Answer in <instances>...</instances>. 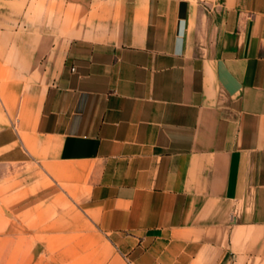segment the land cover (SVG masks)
I'll return each mask as SVG.
<instances>
[{
  "label": "crops",
  "instance_id": "crops-1",
  "mask_svg": "<svg viewBox=\"0 0 264 264\" xmlns=\"http://www.w3.org/2000/svg\"><path fill=\"white\" fill-rule=\"evenodd\" d=\"M0 264H264V0H0Z\"/></svg>",
  "mask_w": 264,
  "mask_h": 264
}]
</instances>
